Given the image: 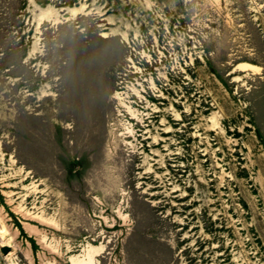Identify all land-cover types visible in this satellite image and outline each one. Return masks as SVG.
<instances>
[{"label":"rangeland","instance_id":"obj_1","mask_svg":"<svg viewBox=\"0 0 264 264\" xmlns=\"http://www.w3.org/2000/svg\"><path fill=\"white\" fill-rule=\"evenodd\" d=\"M0 264H264V0H0Z\"/></svg>","mask_w":264,"mask_h":264},{"label":"bare ground","instance_id":"obj_2","mask_svg":"<svg viewBox=\"0 0 264 264\" xmlns=\"http://www.w3.org/2000/svg\"><path fill=\"white\" fill-rule=\"evenodd\" d=\"M238 67L241 68V69H246V68L253 69L254 68V66H251V65H248V64H240V65H238Z\"/></svg>","mask_w":264,"mask_h":264}]
</instances>
